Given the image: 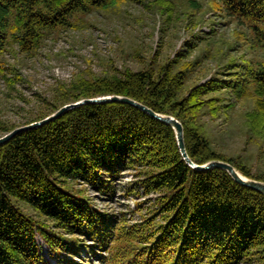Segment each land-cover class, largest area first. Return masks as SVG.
Wrapping results in <instances>:
<instances>
[{"label": "trees", "instance_id": "trees-1", "mask_svg": "<svg viewBox=\"0 0 264 264\" xmlns=\"http://www.w3.org/2000/svg\"><path fill=\"white\" fill-rule=\"evenodd\" d=\"M209 1L250 31V47L260 59L231 61L225 72L191 86L193 73L205 70L206 53L188 61L189 51L182 50L161 64L153 57L137 71L107 67L58 87L46 112L21 126L83 99L126 97L178 120L193 163L223 161L264 182V0ZM144 2L0 0V79L14 84L1 60L13 46L34 56L48 38L74 29L93 12ZM234 110L243 116L245 148L226 156L214 149L203 117L226 119ZM15 128L0 122L2 136ZM129 171L137 181L128 193L155 195L147 213L131 223L98 210L85 196L90 189L113 198ZM18 201L42 221L22 212L14 204ZM36 236L58 264H77L74 257L83 251L90 256L83 264H264V196L224 170L190 168L171 127L144 112L119 103L83 104L0 146V264H47ZM61 252L71 256L61 258Z\"/></svg>", "mask_w": 264, "mask_h": 264}, {"label": "rangeland", "instance_id": "rangeland-1", "mask_svg": "<svg viewBox=\"0 0 264 264\" xmlns=\"http://www.w3.org/2000/svg\"><path fill=\"white\" fill-rule=\"evenodd\" d=\"M186 42L195 46L189 48ZM252 43L250 31L212 8L209 0H145L144 5H114L89 14L74 29L57 32L34 56L18 53L16 46L9 49L1 60L8 67V78L15 80L9 84L0 79V122L19 127L42 115L55 90L69 85L77 76L100 74L107 67L137 71L146 67L153 57L161 64L182 50L189 51L188 61L206 53L201 65L205 70L195 71L188 85L202 83L211 75L225 72L223 67L231 61L260 59L251 49ZM203 120L216 151L226 156L244 153L246 128L237 110L226 119L222 116L217 120L203 117ZM256 163L252 158L250 165L254 170L260 166ZM134 174L124 173L113 198L90 189H85V196L98 210L124 217L130 223L139 222L151 208L155 195L145 196L141 190L138 196L128 193V188L137 181ZM72 185L75 189L81 187ZM14 204L34 220L42 221L23 202ZM136 205L142 207L140 212L136 211ZM36 242L43 260L58 264V258L38 236ZM60 255L71 256L66 252ZM74 258L77 264L90 260L84 251Z\"/></svg>", "mask_w": 264, "mask_h": 264}, {"label": "water", "instance_id": "water-1", "mask_svg": "<svg viewBox=\"0 0 264 264\" xmlns=\"http://www.w3.org/2000/svg\"><path fill=\"white\" fill-rule=\"evenodd\" d=\"M108 103H119V104H126L129 106H132L151 118L155 119L156 121H159L169 127L174 131L175 134V139H176V144L179 150V153L184 160V162L190 167L193 168L197 171H208L212 169H221L224 170L229 174V176L233 179L234 182L239 184L240 186H243L245 188H248L250 190H253L261 195L264 196V182L256 181L249 179L243 175H241L237 170H235L230 164L223 162V161H211L203 165H197L193 163L187 156L185 152V147H184V142H183V129L178 120L175 118L168 116V115H162V114H157L147 108L146 106L131 100L126 97H121V96H103V97H97V98H91V99H83L81 101L72 103V104H67L59 108L56 112L53 114L43 118L40 121L37 122H32L27 125L19 126L7 134L3 135L0 137V146L6 144L10 139H12L14 136H16L19 133L29 131L36 129L38 127H41L56 118L60 117L64 112L68 111L69 109H72L74 107H78L83 104H108Z\"/></svg>", "mask_w": 264, "mask_h": 264}]
</instances>
